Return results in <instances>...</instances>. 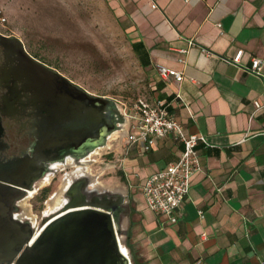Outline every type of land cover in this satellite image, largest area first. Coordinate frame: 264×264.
I'll use <instances>...</instances> for the list:
<instances>
[{"label":"crops","instance_id":"0c3cea01","mask_svg":"<svg viewBox=\"0 0 264 264\" xmlns=\"http://www.w3.org/2000/svg\"><path fill=\"white\" fill-rule=\"evenodd\" d=\"M112 6L151 87L145 98L164 101L188 133L211 144L198 146L203 170L192 177L175 224L147 207L143 185L177 161L183 145L168 136L148 152L140 144L127 148L126 170L141 184L130 197V217L139 216L132 242L142 263L263 264L264 65L261 75L247 69L254 57L264 59V0H112ZM158 66L183 72L184 80L162 78Z\"/></svg>","mask_w":264,"mask_h":264},{"label":"water","instance_id":"95a60500","mask_svg":"<svg viewBox=\"0 0 264 264\" xmlns=\"http://www.w3.org/2000/svg\"><path fill=\"white\" fill-rule=\"evenodd\" d=\"M13 39L24 50V42ZM25 55L18 68L19 79L35 98L53 107L49 131L41 136L34 165L55 174L54 166L69 160L71 167L86 165L96 149L108 145L113 133L124 130L118 101L93 94L48 64ZM31 161L13 172L25 177ZM42 162L52 165L44 167ZM93 178L84 174L72 180L64 191L61 210L49 216L43 211L42 228L35 236L28 223L19 222L27 236L16 249V264H133L124 229L125 195L91 188ZM6 181L9 199L11 189L16 186L23 195L34 180Z\"/></svg>","mask_w":264,"mask_h":264},{"label":"rangeland","instance_id":"374dc122","mask_svg":"<svg viewBox=\"0 0 264 264\" xmlns=\"http://www.w3.org/2000/svg\"><path fill=\"white\" fill-rule=\"evenodd\" d=\"M119 21L112 0H0L1 32L20 38L33 55L89 92L116 99L123 116L139 98L150 96L151 87L132 50L131 37ZM121 132H115L87 164L101 186L125 195L124 229L132 226L134 242L140 220L137 214L130 217L134 206L130 197L140 192L141 184L126 170L127 143L120 139ZM70 170L71 166L58 171L54 182L43 188H49L46 201L59 190L63 175ZM43 189L20 203L24 215L35 222L42 215Z\"/></svg>","mask_w":264,"mask_h":264},{"label":"flooded vegetation","instance_id":"af4514ba","mask_svg":"<svg viewBox=\"0 0 264 264\" xmlns=\"http://www.w3.org/2000/svg\"><path fill=\"white\" fill-rule=\"evenodd\" d=\"M14 37L16 36L0 31V264H16L17 262L16 249L27 236L19 222L28 223L34 236L42 228L44 210L41 218L39 219L38 216L35 222L24 215L21 201L26 198H35L39 190L46 185H51L57 177L55 173L48 170L43 172V167L33 163L36 160L37 146L41 136L49 131L53 107L35 98L19 79L17 72L20 64L26 59L25 52L40 59L33 55L25 44L23 50L21 45L13 39ZM98 149L91 156L99 155ZM29 158L32 160L31 169L25 177L17 176L13 170L22 168ZM71 163L69 160L66 165L56 164L54 171H64L70 167ZM42 165L50 167L52 164L42 162ZM58 167L61 169L59 170ZM79 168L81 175H91L87 163ZM70 171H66L64 175ZM6 178L22 183L34 181L31 184V190H25L23 195L16 190V186L12 185L14 189L10 190L11 196L7 199L6 191L9 184ZM93 179L98 182L95 177ZM47 202L45 201V206ZM29 206V210L34 211V205L29 204ZM26 209L28 211V207Z\"/></svg>","mask_w":264,"mask_h":264},{"label":"built area","instance_id":"2783aa9c","mask_svg":"<svg viewBox=\"0 0 264 264\" xmlns=\"http://www.w3.org/2000/svg\"><path fill=\"white\" fill-rule=\"evenodd\" d=\"M190 2L191 0H184ZM222 29V24H216ZM244 51L239 50L232 63L239 65ZM264 59L254 57L248 72L261 75ZM162 78L170 77L181 83L184 73L158 66ZM178 97L181 94L178 93ZM124 130L120 139H125L127 148L140 144L143 152L154 148L158 141L173 136L183 145L179 159L165 169L150 175L144 185L143 194L147 207L156 215L164 216L171 223H177L184 213V205L190 194L192 177L203 170L198 150L200 143L211 146L205 135L190 134L185 127L170 114L164 101L139 98L130 111L123 113ZM123 133V136H122ZM264 264V263H263Z\"/></svg>","mask_w":264,"mask_h":264},{"label":"bare ground","instance_id":"6f19581e","mask_svg":"<svg viewBox=\"0 0 264 264\" xmlns=\"http://www.w3.org/2000/svg\"><path fill=\"white\" fill-rule=\"evenodd\" d=\"M112 135L110 136V138L112 137ZM110 138H109V140H110ZM109 140H108V142H109ZM105 147H101L98 150H103ZM58 169L60 170L61 168L58 167ZM81 174H82L81 169L79 167H77V168H75V172H72V173L70 172V173H67L66 175H64L62 183L60 184L59 190L53 196H51L49 198L48 202H47V207L48 208H47V210L45 212V215H47V216L54 215V214L58 213L61 210L62 205H63L64 200H65L64 199V191L66 190V188L69 185V183L72 180H74L76 177H80ZM47 180H45V181L47 182ZM91 188L107 189V188H104L103 186H101L94 179L92 181ZM109 190H111V189H109ZM112 191H114V190H112ZM115 191H119V190H115Z\"/></svg>","mask_w":264,"mask_h":264},{"label":"trees","instance_id":"16d2710c","mask_svg":"<svg viewBox=\"0 0 264 264\" xmlns=\"http://www.w3.org/2000/svg\"><path fill=\"white\" fill-rule=\"evenodd\" d=\"M119 23L121 25H123V22H121V20L119 21ZM136 46H137V44H133L134 49H136ZM36 57H38V56L36 55ZM43 62L46 63L45 61H43ZM48 197H49V188H45V189H43L42 193L40 194L42 210H43V206H45L44 203ZM42 210H40L39 212H42ZM132 237H133V233H132V228L130 227V229L127 233V246L130 249L133 264H143L141 261V257H140V251L136 248L135 244L132 242Z\"/></svg>","mask_w":264,"mask_h":264}]
</instances>
